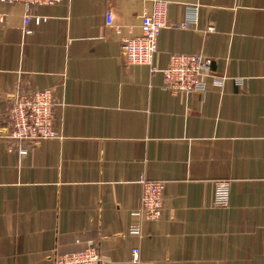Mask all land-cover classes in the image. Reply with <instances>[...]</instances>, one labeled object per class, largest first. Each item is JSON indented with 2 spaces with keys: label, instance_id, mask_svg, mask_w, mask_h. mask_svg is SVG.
Segmentation results:
<instances>
[{
  "label": "crops",
  "instance_id": "crops-1",
  "mask_svg": "<svg viewBox=\"0 0 264 264\" xmlns=\"http://www.w3.org/2000/svg\"><path fill=\"white\" fill-rule=\"evenodd\" d=\"M158 1L157 71L120 68L119 44ZM26 13L0 0V264L92 245L101 264H264V0H62L40 24ZM180 54L213 59L204 89H163L159 70ZM47 88L59 137L22 155L9 103ZM142 179L167 183L160 220L140 214Z\"/></svg>",
  "mask_w": 264,
  "mask_h": 264
},
{
  "label": "built area",
  "instance_id": "built-area-1",
  "mask_svg": "<svg viewBox=\"0 0 264 264\" xmlns=\"http://www.w3.org/2000/svg\"><path fill=\"white\" fill-rule=\"evenodd\" d=\"M8 4L26 6L25 23L32 19L42 22L38 15L41 6H57L62 0H2ZM166 2L158 1L152 14L143 18L142 34L135 38H126L119 44V67L128 69L136 66H147L156 70L154 59L158 52V37L161 30L168 27L166 20ZM107 23L113 25L114 17L107 13ZM4 19L0 18V23ZM209 32H215V26H210ZM213 59L194 54L174 55L170 66L159 70L163 74V89L177 94L193 93L205 87V79L213 74ZM157 71V70H156ZM8 140L20 144L19 153L25 155L28 151L26 143L59 137L57 126L55 93L47 88L42 91L18 92L8 106ZM142 188L140 214L150 220H160L165 210L167 183L162 180L139 181ZM221 192H225L226 184H219ZM226 204V203H225ZM141 251L133 249V258L138 261ZM54 264H101L102 258L98 247L92 245L78 252L57 254L52 259Z\"/></svg>",
  "mask_w": 264,
  "mask_h": 264
}]
</instances>
